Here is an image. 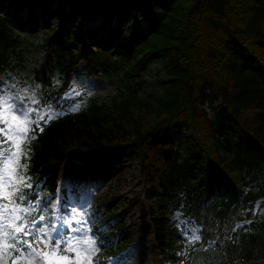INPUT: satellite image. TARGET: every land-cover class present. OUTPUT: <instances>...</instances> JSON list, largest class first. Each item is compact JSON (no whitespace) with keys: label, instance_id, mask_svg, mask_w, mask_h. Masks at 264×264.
Here are the masks:
<instances>
[{"label":"trees","instance_id":"trees-1","mask_svg":"<svg viewBox=\"0 0 264 264\" xmlns=\"http://www.w3.org/2000/svg\"><path fill=\"white\" fill-rule=\"evenodd\" d=\"M4 1L0 73L8 80L23 68L18 46L26 43L11 21L20 5L31 13L41 3V17L56 15L60 22L86 9L99 10L105 20L118 13L105 42L83 38L96 42L94 51L56 47L51 36L57 28L46 29L40 45L54 57L55 69H31L36 85L31 119L39 113L43 131L31 125L27 156L20 161L27 165L25 183L32 186H20L27 200L17 203L29 209L27 218L38 215L31 204L40 194L59 190L65 196L57 181L61 163L76 176L83 151L121 146L138 156L139 169L163 189L144 191L163 208L151 216L163 264H264V0ZM28 21L37 25L34 18ZM155 59L167 65L153 79L158 89L139 94L137 87L150 74L147 64ZM74 67L110 81L116 90L110 107L70 91ZM65 92L70 99H61ZM216 98L219 104L210 113L195 105ZM76 102L83 103L79 111L56 116ZM50 110L54 118L48 120ZM180 122L193 134L183 154L167 136ZM174 211L199 225V239L187 240L164 214ZM101 237L100 251L107 254L130 240L120 223Z\"/></svg>","mask_w":264,"mask_h":264},{"label":"rangeland","instance_id":"rangeland-1","mask_svg":"<svg viewBox=\"0 0 264 264\" xmlns=\"http://www.w3.org/2000/svg\"><path fill=\"white\" fill-rule=\"evenodd\" d=\"M65 7L67 8V3ZM41 8L42 4L40 3L34 7L31 13L26 5H22L16 10V15L12 17L11 21L14 30L26 43L24 47L18 46V50H21L23 56V68H20L14 80L0 78V87H3L6 93L11 92L13 95L19 93L26 101L33 102L36 85L31 79V69L40 65L55 69L54 57L48 52L46 46L40 45L46 35V29L57 28V31L53 32L51 36V41H54L56 47L71 45L82 49L87 48L84 42H80L76 38L69 39L63 36L60 31H66L71 36L78 37L96 33V38L105 42L108 28L116 23L114 17L111 22L100 26L98 15L89 14L87 10L83 11L80 16L71 14L69 18L61 22L56 15L45 20L44 17H41ZM4 10L5 7L0 6V12ZM29 17L37 20L36 26L28 21ZM166 66L160 59L150 61L147 64L150 74H147L146 81L137 87L138 93L145 95L151 90L158 89L153 79L155 74L162 75ZM71 82L75 95L92 96L96 98L97 102H102L108 107L111 106V96L116 90L105 76L87 75L75 67L72 71ZM204 91L206 94L211 92L208 87H205ZM77 103L81 105L80 110L83 103L76 102L75 104ZM32 104H30V108ZM218 104V98L203 103L195 102L197 107H202L209 113L217 108ZM21 119L24 118L21 117ZM126 128L128 135L132 137L134 133L131 127L126 126ZM167 136L173 141L176 153L183 154L186 138L193 134L188 126L180 122L179 125L170 127ZM57 181L58 185L67 186L65 197L62 198L59 190L54 195L40 194L39 196L41 206L46 209L43 213L45 220L53 210L64 216L69 224L81 218L80 215H73L74 212L87 214L89 217L88 229L90 230H86L85 238L89 241L95 240L98 249L96 255L92 257V264H97V261H100L101 264H163L165 262L155 244L150 221L151 216L158 214L163 208H159L153 201L155 196L148 197L144 194L145 189L150 186L158 191H163V189L156 178L139 169L137 155H131L128 149L121 146H109L93 152L83 151L78 163V175H72L71 171L61 163L57 168ZM8 207L11 208L12 205H8ZM16 207L17 215L22 217L27 215V213L19 211L24 207L20 205H16ZM38 213V216L32 220L38 219L41 215L39 209ZM164 214L169 216L187 240H195L194 237H199V226L194 220L181 215L178 211ZM32 220L25 219L24 223H30ZM16 223L19 226L20 222L16 221ZM116 223H120L128 232L130 240L122 249L107 254L100 251L101 234L106 229H114ZM75 226L79 227V225ZM37 227H48V225H37ZM41 249L43 250V245H41ZM5 260L7 264H11V258L5 256ZM33 264H39V261H34Z\"/></svg>","mask_w":264,"mask_h":264},{"label":"snow or ice","instance_id":"snow-or-ice-1","mask_svg":"<svg viewBox=\"0 0 264 264\" xmlns=\"http://www.w3.org/2000/svg\"><path fill=\"white\" fill-rule=\"evenodd\" d=\"M70 91L75 92L74 89ZM61 99H70L68 92ZM31 103L33 101H26L19 93H6L0 87V264H7L5 256L11 258V264H33L37 260L39 264H92V257L98 249L95 240L85 238L86 230H90L87 214L74 212L73 215H80L81 218L69 224L64 216L53 210L45 220L43 213L46 209L41 206L39 198L35 204H31L32 208H38L41 213L38 219L25 224L27 216L16 214L17 203L27 200L20 186L32 187L25 183L27 165L20 162L22 156H27L24 146L30 144L28 133L32 124L43 131V127H40L43 117L37 113L36 119H31ZM80 106L77 103L56 111V116L79 110ZM52 118L50 110L48 120ZM31 139H35V136ZM19 211L26 214L28 208ZM16 221L20 222L19 226ZM45 224L48 227H37ZM194 238L199 239L198 236ZM97 264L101 262L97 261Z\"/></svg>","mask_w":264,"mask_h":264}]
</instances>
